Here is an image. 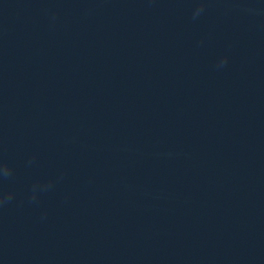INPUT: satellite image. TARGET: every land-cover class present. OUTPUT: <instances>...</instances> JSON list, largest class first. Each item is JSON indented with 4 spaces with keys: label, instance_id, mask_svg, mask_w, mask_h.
<instances>
[{
    "label": "clouds",
    "instance_id": "9594fccd",
    "mask_svg": "<svg viewBox=\"0 0 264 264\" xmlns=\"http://www.w3.org/2000/svg\"><path fill=\"white\" fill-rule=\"evenodd\" d=\"M203 7H204L203 4H201V5L196 9V13H195V15H199V13L203 11ZM226 63H227V58L225 57V58H223V59H221V60L219 61L218 67H223ZM3 174H4L5 176L9 175V170L7 169V167L4 168V170H3ZM9 198H10V197H9Z\"/></svg>",
    "mask_w": 264,
    "mask_h": 264
}]
</instances>
